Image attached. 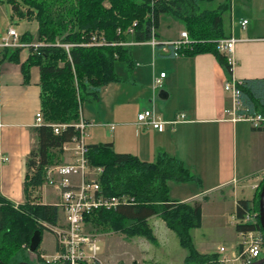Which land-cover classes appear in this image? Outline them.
Returning <instances> with one entry per match:
<instances>
[{"label":"trees","instance_id":"16d2710c","mask_svg":"<svg viewBox=\"0 0 264 264\" xmlns=\"http://www.w3.org/2000/svg\"><path fill=\"white\" fill-rule=\"evenodd\" d=\"M6 1L12 16L37 23L35 35L27 31L20 35V40L44 43L28 47L29 55L22 64L26 78L30 66L39 67L43 116V122L34 128L36 143L26 161L25 199L15 204L0 194V264H13L15 255L29 247L36 231L42 238L46 230L42 223L56 224L59 220L58 207L41 202L38 189L46 180L44 167L60 159L62 145L76 133L74 124L83 101L97 100L103 86L120 80L114 69L117 60L126 61L128 68L132 66L131 45L117 43L146 42L152 29L157 37L160 16L169 14L182 22L190 40L188 45L177 49V54L212 53L229 79L232 66L216 48V40L230 36L224 28L223 15L231 9L232 2L224 0L214 9H201V2L212 0ZM94 32L102 33L113 44L86 45ZM57 43L74 45L65 49ZM162 47L158 43L155 51ZM21 49H0V63L18 61ZM239 88L240 112L264 117V78H244ZM56 126L60 128L58 133L54 132ZM87 157L90 165L102 168L98 182L105 194L133 198L115 209L88 213L85 221L90 233L120 232L127 237L141 235L155 241L149 218L158 216L186 250L185 264H221L218 253H200L192 241L191 230L202 222L201 201L189 203L170 198V182L200 181L183 161L166 153H158L153 161L142 160L131 153L114 151L111 142L88 144ZM263 183L260 181L251 200L236 201V232L258 230L264 236L259 216ZM247 212H254L253 219L243 222L241 219ZM241 250L239 244V253ZM33 254L41 259L39 246Z\"/></svg>","mask_w":264,"mask_h":264},{"label":"crops","instance_id":"0c3cea01","mask_svg":"<svg viewBox=\"0 0 264 264\" xmlns=\"http://www.w3.org/2000/svg\"><path fill=\"white\" fill-rule=\"evenodd\" d=\"M242 19L248 20L244 27L240 25ZM238 24L241 31L234 29L229 33L230 36L239 39L231 54L234 60L231 76L238 80L264 78V33L257 32L254 26L249 27L250 21L246 17L239 19ZM183 30L182 28L181 31ZM179 38L180 34L176 39ZM170 40L173 39H167ZM145 43L148 42L129 45ZM28 55V48H22L18 61L5 60L0 63V152L4 157V159L0 158V194L15 204L22 203L25 199L23 183L26 161L36 143L35 115L41 111L39 67L30 66L27 78L22 68ZM153 55L152 68L149 67V75L143 82L132 80L122 87H113L122 83L121 79L108 83L102 87L99 98L110 97L113 101L118 100V95L124 93L127 101H130L132 97H129V90H131L134 92L132 100L135 103V113L154 107L163 121H171L179 114H184V120L176 123L174 127L168 124L163 131L150 126L138 130L139 128L132 121L124 122L120 125L124 131H127L125 134L131 132L129 128H134V143L123 148L117 147L113 135H110L111 140L106 142L112 143L114 151L131 153L146 161H150L147 160L148 154L155 156L156 153H166L183 161L186 167L200 179L198 182H189H195L199 188H195L189 194L174 196L171 194L170 182L169 195L172 200L189 203L199 200L203 204V200L208 198L207 192L221 190L233 184H235L232 186L234 192L239 188L242 190V182L250 176L253 180L251 188L255 194V189L264 173V129H255L252 125L247 129L240 126L242 120L233 122L223 119V109L230 106V94L224 90L223 85L227 76L217 58L208 52L193 56L173 55L169 48L163 49V47L157 52L153 47ZM160 57L168 58L163 59L162 65H159V73L165 71V75L161 78L160 89L153 92L150 90V81L154 75H158L155 59ZM130 60L131 68L138 67L132 61L131 47ZM81 114L92 123L88 130L87 143H96L88 138L91 136L92 128L97 125L82 112ZM110 124L114 125L113 129H110ZM104 126L111 133H114L117 127L114 123H107ZM244 136L248 138L249 174L236 177L237 165L236 162L232 165V160L234 154L236 160L237 139L239 137L243 139ZM140 138L146 140L140 143ZM43 187L49 188V186L43 184L39 187L41 202L54 204L58 201L51 189L55 201L44 202ZM239 199L252 198L237 200ZM40 244L41 241L39 246ZM27 249L29 250V247ZM41 254L45 253L41 252ZM219 258L222 256L219 255Z\"/></svg>","mask_w":264,"mask_h":264},{"label":"rangeland","instance_id":"374dc122","mask_svg":"<svg viewBox=\"0 0 264 264\" xmlns=\"http://www.w3.org/2000/svg\"><path fill=\"white\" fill-rule=\"evenodd\" d=\"M222 1L224 0L203 1L200 3V8L214 9ZM231 2V9L223 15V25L229 33L234 29L241 31L238 21L242 17L249 19V27L254 26L257 28V32L264 33V0H231ZM9 27H13L20 35L28 31L34 36L37 23L35 20L29 21L18 18L15 15L12 16L9 2L0 0V40L1 37L6 35ZM182 28L184 29L183 31H187L178 18L169 14H162L157 29L159 34L157 40L160 42L167 41L168 38L176 40ZM131 58L138 67L135 66L130 69L124 60H117L115 62L114 69L122 83L113 87L126 86L132 80L144 81L149 75V67L151 66L152 68V62L154 60L153 46L148 43L131 46ZM163 59L168 58L160 57L155 59L157 60V74H159V65H162ZM144 64H147V66H144ZM162 68L166 67L162 66ZM150 90H152V81H150ZM129 91V97L133 99L134 92ZM132 99L127 101L126 94L124 93L123 95H118V100L114 99L113 101L110 97L103 99L101 96L98 100L85 99L81 106V112L97 125L92 128L91 136L88 140H94L96 143H105L111 140L110 135H113L117 141V147L123 148L133 144L135 140L134 128H129L131 132L128 131V134H125L127 131H124V128L120 125L124 122L132 121L139 128L138 130L144 128V126L137 123L135 103ZM107 123L117 125L114 133H111L104 126ZM239 124L241 127L247 129L252 125L245 120H242ZM139 140L142 143L146 138H140ZM157 155L158 153L155 156L148 154L149 159L147 160L153 161ZM62 156L61 153L60 159L53 163L60 162ZM235 162L237 165L236 177L249 174V148L248 138L246 136L243 139H240V137L237 139L236 160L234 154L232 165ZM248 178L242 182V190L239 188L234 192L232 186L235 184H233L221 190L207 192L208 198L203 200L202 204L201 226L191 230L192 241L197 250L209 253L217 252L220 256L229 259L227 264L239 263L238 260H235L239 253L238 243L240 239L239 234L235 230V223L237 222L235 209L238 198H253L254 196V190L251 188L253 180L251 176ZM260 181L261 183L264 182V173ZM235 182L236 179L234 180ZM195 188H199L195 182H171L170 184L171 194L174 196L183 193L189 194ZM43 201H55L50 187H43ZM252 213L254 214V212ZM149 224L152 228V236H155V241L141 235L127 237L120 232L96 233L100 239L105 261L114 264H185L183 259L186 255V250L180 246L176 234L158 216H152L149 219ZM86 226L88 229L89 226ZM53 243V234L48 230H44L39 250L45 254H52ZM221 246L224 248V251H220ZM263 256L264 251H262L259 258ZM14 258L15 261L13 264L17 262L26 264H49L45 259L36 258V255L27 248L19 251Z\"/></svg>","mask_w":264,"mask_h":264},{"label":"built area","instance_id":"2783aa9c","mask_svg":"<svg viewBox=\"0 0 264 264\" xmlns=\"http://www.w3.org/2000/svg\"><path fill=\"white\" fill-rule=\"evenodd\" d=\"M248 23L247 19H242L240 25L244 27ZM152 36L147 41L153 47L161 43L163 49L169 48L173 55H177L179 47L190 43L186 31L180 32V38L176 40L160 42L154 35V29L151 31ZM239 39L233 36L219 38L216 40V48L220 53L226 55L228 63L233 66L234 60L231 56L235 43ZM139 42L122 41L117 44L129 45ZM68 49L74 44L57 43ZM86 45L103 46L113 44L108 42L102 33L94 32L90 35ZM44 45L43 42H22L20 34L13 28L7 29L6 35L1 37L0 49L30 46L36 47ZM165 73L160 72L154 75L152 79V91L161 87V78ZM241 80L234 79L232 76L226 79L223 87L230 94V106L223 109V119L230 121L245 120L252 124L254 128L263 126L264 117L260 114L249 115L241 110L240 86ZM137 123L142 126H150L156 130L163 131L169 124L172 127L176 123L184 120V114L177 115L171 121H163L154 107L146 108L139 111L136 115ZM43 122L41 111L35 115L37 125ZM92 123L84 118L79 111L78 119L74 124L76 133L72 138L65 142L62 147V159L60 162L48 164L44 167L45 182L49 186L58 201L54 203L59 209V220L56 224L42 223L46 230L53 234V253L40 254L49 264H114L108 263L103 257V250L100 239L96 234L90 233L86 226L85 217L88 213L97 209H115L118 205L129 203L133 200L128 195H109L105 194L98 182L102 168L90 165L88 154L87 135ZM114 125L110 124V129ZM60 128L54 127V132L58 133ZM0 158L4 159L0 152ZM253 219V213L247 212L241 219L243 222H249ZM240 245L241 252L235 258L239 264H250L259 259L263 251V234L256 231L241 232ZM220 251H224L220 247ZM221 264L229 261L228 258H219ZM118 264V263H117ZM122 264V263H119Z\"/></svg>","mask_w":264,"mask_h":264},{"label":"water","instance_id":"95a60500","mask_svg":"<svg viewBox=\"0 0 264 264\" xmlns=\"http://www.w3.org/2000/svg\"><path fill=\"white\" fill-rule=\"evenodd\" d=\"M259 216H260V224L261 227L264 230V183L261 187L260 190V198H259ZM41 241V236H40V232L36 231L30 241L29 244V251L30 252H35V250L38 248L39 243ZM250 264H264V256L257 259L256 261H253Z\"/></svg>","mask_w":264,"mask_h":264}]
</instances>
